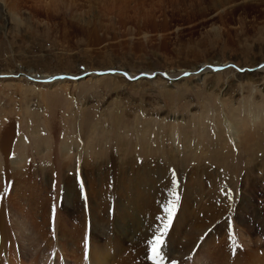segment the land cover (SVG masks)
<instances>
[{"label": "rangeland", "instance_id": "374dc122", "mask_svg": "<svg viewBox=\"0 0 264 264\" xmlns=\"http://www.w3.org/2000/svg\"><path fill=\"white\" fill-rule=\"evenodd\" d=\"M169 201L177 264H264V0H0V263L151 264Z\"/></svg>", "mask_w": 264, "mask_h": 264}, {"label": "bare ground", "instance_id": "6f19581e", "mask_svg": "<svg viewBox=\"0 0 264 264\" xmlns=\"http://www.w3.org/2000/svg\"><path fill=\"white\" fill-rule=\"evenodd\" d=\"M216 68V67H215ZM186 73V72H185ZM129 75V74H128ZM127 75V76H128ZM71 76V75H70ZM149 76V75H148ZM61 77H64V76H60V78ZM68 77H69V75H68ZM131 77V76H130ZM154 77V76H153ZM156 78H158L157 76H155ZM31 78V77H30ZM32 78H36V77H32ZM56 78V76L55 77H53V78H50V77H48V76H44V77H39V78H36L37 80L36 81H38V80H40V82H41V80L42 81H51V82H56L57 83V79H55ZM57 78H59V77H57ZM74 78H76V76L74 77ZM56 81H55V80ZM35 80V79H34ZM53 80V81H52ZM71 80V79H70ZM31 82V81H30ZM51 82H49V83H51ZM49 83H47V82H44V83H41V84H49ZM40 84V85H41ZM37 85H39V84H37ZM223 122H224V125L226 126V128L228 129V130H232L233 129V127H232V125L226 120V119H224L223 120ZM235 132V131H234ZM4 138V137H3ZM6 139V138H5ZM6 141V140H5ZM7 144V143H6ZM65 147V146H64ZM67 148V147H66ZM64 151L65 152H67V149H64ZM13 160H17V159H13ZM138 165V164H137ZM162 176V175H161ZM165 179V178H164ZM98 183V182H97ZM166 183V182H165ZM174 183V182H173ZM167 184V183H166ZM141 185V184H140ZM170 185V184H169ZM119 186V185H118ZM142 186V185H141ZM166 187V186H165ZM164 188V187H163ZM168 188V187H167ZM171 188V187H170ZM169 188V189H170ZM67 189V188H66ZM68 190V189H67ZM163 190V189H162ZM171 191V190H170ZM169 192V191H168ZM167 192V193H168ZM66 195H67V197H68V195H70V192L69 191H66ZM107 205V204H106ZM105 205V206H106ZM150 206V205H149ZM149 210V209H148ZM129 209L127 208V209H124V208H118L117 209V211L115 212V215H116V221L117 222H119V221H122L123 220V218L124 217H126V216H128L129 215ZM136 223L138 224V221H135L134 222V225L136 226ZM117 230L118 231H121L122 232V230L124 231V226L121 224L120 226H119V224H118V226H117ZM124 233V232H123ZM155 234H156V232H155ZM144 235H142V236H140L141 238L140 239H142V237H143ZM87 237V236H86ZM87 243H88V241H87ZM87 243H84V249L87 247ZM95 243V246H96V249L93 247V245H92V250L90 251V263L91 264H108V260H109V256H107L105 253H102L101 252V250L99 249V244L97 243V242H94ZM63 247L64 248H66L65 247V245H63ZM83 246H82V243H81V248H82ZM152 249V248H151ZM66 249H64V251H65ZM68 251V250H67ZM64 252V255L65 256H69V251L68 252ZM60 253V252H59ZM74 251L72 252L71 250H70V254L72 255V258H74L75 257V255H74ZM76 254V253H75ZM105 254V255H104ZM77 255V254H76ZM54 257H55V254H54ZM54 257L53 258H51V260H50V263H52L53 264V259H54ZM59 257V256H58ZM58 257H57V260H58ZM60 257H62V256H60ZM77 257L80 259H82V261L80 262V264H89L88 263V261L84 258L85 257V255H82V257H79L78 255H77ZM147 262H149V263H154L152 260H150V259H147ZM1 264V263H0ZM32 264H34V262H32Z\"/></svg>", "mask_w": 264, "mask_h": 264}, {"label": "snow or ice", "instance_id": "6c2138e0", "mask_svg": "<svg viewBox=\"0 0 264 264\" xmlns=\"http://www.w3.org/2000/svg\"><path fill=\"white\" fill-rule=\"evenodd\" d=\"M163 210L167 214L168 223L164 225L163 231H160L159 234L154 235L153 239L148 242L154 252V256H153L154 264H160L157 257L160 256V248L164 245L163 237L164 235H166V230L171 224V217L174 214V205L172 204L171 201H169V204L163 206Z\"/></svg>", "mask_w": 264, "mask_h": 264}]
</instances>
